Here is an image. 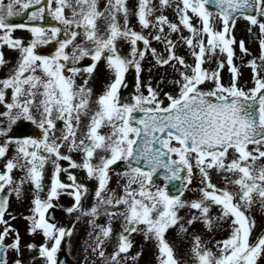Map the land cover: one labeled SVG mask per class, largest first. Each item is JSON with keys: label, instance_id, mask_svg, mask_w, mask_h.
Instances as JSON below:
<instances>
[{"label": "snow or ice", "instance_id": "obj_1", "mask_svg": "<svg viewBox=\"0 0 264 264\" xmlns=\"http://www.w3.org/2000/svg\"><path fill=\"white\" fill-rule=\"evenodd\" d=\"M21 15L26 22H10ZM238 17L258 40L259 55L246 61L250 86L240 83L235 63L237 46L250 54L234 34ZM18 29L28 35H14ZM50 42V54L38 51ZM0 47L16 53L9 62L0 51V65L11 64L0 77V264H9V251L12 264H25L9 210L13 197H24L25 185V230L41 238L23 245L34 253L32 264H63L58 253L73 227L47 215L55 207L75 214L72 224L88 218L89 247L102 264L135 262L141 251L129 253L134 233L154 243V264H187L167 240L173 226L191 236V264H257L264 256V232L253 237L250 219L257 203L264 211V0H137L131 10L126 0H7L0 3ZM149 53V73L153 62L171 72L143 79ZM101 62L107 78L95 93L90 81ZM130 69L135 91L126 100L120 89ZM21 119L39 134H11ZM114 171L116 188L110 187ZM194 180L196 195L186 197ZM86 181L94 182L92 188ZM62 195L71 198L68 206L59 205ZM181 209L188 210L185 217ZM224 222L226 235L210 243L188 232L196 223L211 231Z\"/></svg>", "mask_w": 264, "mask_h": 264}, {"label": "rangeland", "instance_id": "obj_2", "mask_svg": "<svg viewBox=\"0 0 264 264\" xmlns=\"http://www.w3.org/2000/svg\"><path fill=\"white\" fill-rule=\"evenodd\" d=\"M152 1H157V0H152ZM135 2H137V1H135ZM236 26H237L236 31L240 30V38L236 37V39L239 40L242 38L245 41V47H247L249 49V52H250V54L248 55V59H251L253 57H257L259 55V47H258L257 43L255 44V42L253 43L252 41L247 42L250 38L245 36L246 35V33H245L246 27L249 26L248 22L246 20H244L243 18H238L236 21ZM14 35L26 36V35H28V33H26V32L19 33L16 30L14 32ZM158 49L163 50V47L159 46ZM236 54L238 56H240V59L243 57V54H241L240 50L237 48H236ZM150 59H151V56L148 54V58L145 59V61H144L146 63V67L145 66L144 67L146 69L148 67L147 63L149 62ZM153 65H154V62H153ZM8 66H10V64ZM205 67H208V65L206 64ZM164 70L169 72V69L167 68V66H165ZM239 72L241 73L240 83L244 84L247 81L249 86H250L251 69H250V67L247 66L246 61L240 63ZM261 74L264 75V69L261 70ZM152 76L154 77L155 75H152ZM147 77H148V74L146 73L144 75V71H143L142 72V78L146 80ZM105 78H107L106 77V71L104 69L103 63L101 62V64L98 66V68L95 71L94 77L90 81L91 86L93 87V90L95 93H99L100 91H102V89L104 88V85H105V81H106ZM129 98H130L129 95L125 97L126 100ZM2 119L3 118H0V120H2ZM2 126H4V125H2ZM11 152H12V150L10 149L8 154L11 155ZM117 170H119V169L117 168ZM18 171L19 170H14V172H13V175L16 178H19L21 175L20 171H19V173H18ZM77 175L80 178L83 177L82 172L78 171ZM111 176H112V178L110 180V187L116 188L117 187V185H116V180H117L116 172L114 171L111 174ZM212 180H213V182L217 183L218 185H223V181L216 174H213ZM45 183H47V174H45ZM86 183H88L89 187L92 188L94 182L86 181ZM196 186H197V181L194 180L192 185L190 186L191 190L186 191L185 196L186 197H193L194 195H196V193H195ZM117 191H119V189H117ZM27 195L29 196L30 193L28 192ZM24 199H25V197L21 198V201L23 203H24ZM64 200H67V195H62L60 197V199L58 201L59 205L68 206V205L64 204ZM68 200L71 201V198ZM16 202H18V201L16 200ZM91 202H92V196H91V194H89L87 196V199H85L83 201V204L85 207H88L91 205ZM25 203L28 206L29 201L27 198L25 199ZM14 208H15V206L13 205V208L11 206L9 209L12 214H13ZM57 208H58V210L61 211L60 215L58 217V225L64 226L69 222L70 219H75V214L70 216L69 214L65 213L62 210V208H60V207H57ZM187 212H188L187 209H181L178 214L181 217H185ZM17 213H18V211H17ZM26 213H27V209H26V212L23 214H26ZM210 213L212 215H216L217 209L215 206H213L210 209ZM18 214L20 215V218H22L23 214L21 215L20 212ZM87 219H88L87 217H82L80 220L76 221V223L72 226L73 227L72 236L70 238H66V242L64 243V246L60 251L63 250L70 257V259H72L74 261L75 264H80L81 260H83L85 258V256H87L86 264H93V261L95 262V264H102V262L98 258H96L92 255L91 248L89 247L90 245H92V239L87 235V233L89 231ZM250 219L255 221V226H254V229L252 232L253 237L264 232V211L261 210L260 205L258 203L256 205H254L253 208L251 209ZM19 222L21 223V219ZM11 223L13 224L12 221H11ZM97 223L103 224L104 218L103 217L98 218ZM25 224H26V222L23 219V222L21 223V225H23V226L19 225V227H18V225H14V224L13 225L15 228H17L19 230V234H20V238H21V245H22V252H23L21 259L25 262V264H32L31 256L34 255V253L30 254L28 252V250L23 247V245L28 243V242H33V243L38 244L41 242V240L36 239L35 237L30 239L28 237V233L25 230ZM112 226H113L114 230H119V221L118 220L114 221ZM227 229H228V225L226 222H224L222 226L221 225L214 226L211 231H209L207 228H205L201 223H196L194 226L189 227L188 232L198 234L202 237V240L210 243L211 241H213L215 239H221L224 235H226ZM93 235H94V232H93ZM166 236H167V240L169 241V243L174 246L177 256H179L182 261H187V264H191V255L189 252V245H190V241H191V236L185 235L184 233L179 232L178 228L175 226H173L172 228H170L167 231ZM114 238L115 237H113V239ZM131 239L133 240V247L129 250V253L134 254L137 251H141V255L135 262L127 260V261H124L123 264H154V252H155L154 243L152 241H145L143 238V235L141 233H134L132 235ZM6 242H8V241L6 240ZM112 247H113V245L110 243L106 248V252H111ZM85 248H87V252H85ZM60 251H59V253H60ZM14 255H15L14 252L9 251V253H8L9 264H12V260H13ZM258 261L260 263L264 264V256L259 257ZM35 264H40V261L37 260L35 262Z\"/></svg>", "mask_w": 264, "mask_h": 264}]
</instances>
